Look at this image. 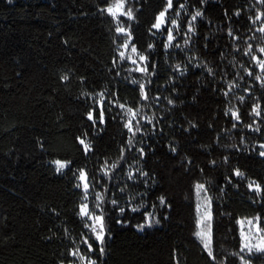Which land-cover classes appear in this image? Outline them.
Segmentation results:
<instances>
[{"label":"trees","instance_id":"1","mask_svg":"<svg viewBox=\"0 0 264 264\" xmlns=\"http://www.w3.org/2000/svg\"><path fill=\"white\" fill-rule=\"evenodd\" d=\"M113 3L0 0V264H264V0Z\"/></svg>","mask_w":264,"mask_h":264},{"label":"snow or ice","instance_id":"2","mask_svg":"<svg viewBox=\"0 0 264 264\" xmlns=\"http://www.w3.org/2000/svg\"><path fill=\"white\" fill-rule=\"evenodd\" d=\"M124 7V0H114V3L113 5H111L107 11L109 12V14H111L114 18L116 17L117 13H120V14H126L129 18H131L132 16V13L129 11L127 13H124L122 12L121 10L123 9ZM172 7V0H168V5H167V8H171ZM181 7H183V5H181ZM167 8L165 9V11H162L160 12V14L157 16L156 18V23L153 25L154 28H157L159 29L161 27V25H163L164 23V20H165V13L167 11ZM201 15V13L199 11L196 12L195 16L192 17V20L195 21L196 17H199ZM257 20L260 19V16L258 15L256 17ZM173 23H175V21H173ZM190 32L193 30L192 27L190 26L189 29H188ZM118 32H123L124 29L123 28H118L117 29ZM259 31L261 33H264V26L260 27L259 28ZM130 38V37H129ZM169 42H171V40L173 39V36L171 34V31L169 32ZM187 43V41H186ZM168 45H165V47H167ZM151 47V45L149 46ZM251 49V46H249V50ZM133 51H135V48H133ZM258 51H260L261 53H264V48H261L259 49ZM246 54H248L246 52ZM121 56L123 57V53H121ZM145 59V57H141V60ZM253 59H256L255 57H253ZM261 67L262 70H264V60H261V61H257ZM143 70V69H141ZM251 75V73H249ZM66 79V77H65ZM257 79H260V77H257ZM141 93H142V96L144 95V85H141ZM241 99H243V97H241ZM121 107H123L121 105ZM259 105H257L256 107L253 108V112L256 113L257 115H259ZM129 112H131L132 110L129 109L128 110ZM232 116L234 119H239L238 115L236 112H232ZM135 118V116L133 115V119ZM88 119L89 120H92L93 119V114L91 112H89L88 114ZM100 122L103 123V112H101L100 114ZM125 127L128 128V130L130 132H132V126H131V121H129L128 123L125 124ZM131 142V141H130ZM80 143L84 146L85 150L88 151L90 150V146L85 143L84 140H80ZM260 147L264 148V145H261ZM262 156H264V152H261L260 153ZM53 163L56 164L57 166V171H61L63 170L65 167H66V163L65 162H61L59 160L57 161H54ZM115 165H113L114 167ZM236 175L238 176H243V173L239 172L238 170L236 171L235 173ZM130 177H131V174H129ZM79 179L81 180V182L83 183V187L85 190H87L88 188V184L86 182V174L81 171L80 172V176H79ZM204 186L203 185H197V189L198 190H203ZM249 188L250 190L251 189H254L255 191L257 192H260L261 191V188L259 185H254V182L252 184H249ZM97 199H102V197H100L99 195L97 196ZM161 204L164 203V199L163 197H161ZM113 204H116V201L113 200L112 201ZM133 211H137V209H132ZM124 209L121 208L120 209V212L123 213ZM79 215L83 218V217H86L88 220H91L93 221V223L91 225L89 224H85V227L87 228H90V231L93 233L94 235V238H95V241H97L101 247H100V253L101 255H103L104 253V248L102 247L103 244L105 243V238H106V225H105V217L101 214V215H94L90 212V210L88 209V206L86 204H83L81 205V208H80V213ZM208 219L210 220V215L208 217ZM117 223H120L119 220H117ZM146 223H149L146 221ZM249 223L251 224L252 221H249ZM149 226H150V223H149ZM141 228L144 227V225H141L140 226ZM210 224L208 225V232L205 233L204 231H200V232H197L196 235L201 239L202 243L204 244V247L205 249L208 251V254L209 256H212V250H211V243H212V240H211V232H210ZM257 231L259 232H264V229H260L259 227H257ZM243 235V234H242ZM84 243L88 245V251H93V247H92V244L89 243V241L87 239L84 240ZM252 248L253 246L248 244L247 243V238L245 237V243L242 245V248H241V251H244L245 249H247L249 252L252 251ZM255 250L257 252H264V235L261 236V243L257 246H255ZM72 255L74 256H79L80 260L83 261L85 259L84 256L80 255L79 253V250H75L71 253ZM87 264H96V261L95 260H92L91 258H88L87 260Z\"/></svg>","mask_w":264,"mask_h":264},{"label":"rangeland","instance_id":"3","mask_svg":"<svg viewBox=\"0 0 264 264\" xmlns=\"http://www.w3.org/2000/svg\"><path fill=\"white\" fill-rule=\"evenodd\" d=\"M122 10H123V9H122ZM122 10H121V11H122ZM117 14H118V13H117ZM200 214H202V215L199 217V220H200V224H201L202 227H203V224H204V222H205L204 215H203L204 213H200ZM201 220H202V223H201ZM254 224H255V223H254ZM254 228H255V227H254ZM254 228H253V229H254ZM256 228H257V226H256ZM249 229H250V228H249ZM252 243H253V242H252ZM255 243H256L257 245H259L261 242L256 241Z\"/></svg>","mask_w":264,"mask_h":264}]
</instances>
